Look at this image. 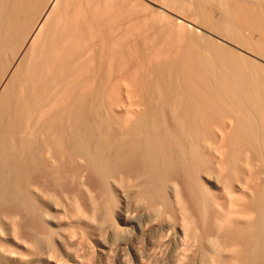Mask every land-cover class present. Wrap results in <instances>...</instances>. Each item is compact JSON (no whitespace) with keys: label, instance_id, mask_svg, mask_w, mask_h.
I'll return each instance as SVG.
<instances>
[{"label":"bare ground","instance_id":"1","mask_svg":"<svg viewBox=\"0 0 264 264\" xmlns=\"http://www.w3.org/2000/svg\"><path fill=\"white\" fill-rule=\"evenodd\" d=\"M161 248L264 264V0H0V264Z\"/></svg>","mask_w":264,"mask_h":264},{"label":"rangeland","instance_id":"2","mask_svg":"<svg viewBox=\"0 0 264 264\" xmlns=\"http://www.w3.org/2000/svg\"><path fill=\"white\" fill-rule=\"evenodd\" d=\"M69 167H71V168H69ZM74 167H75V168H74ZM76 168H77L76 165L72 167L71 164H70V165L67 164V169L69 170V172H70L69 174H70V175H71V174H74V173H72V172H75V173H76L77 171H79V172H78V176L80 175L79 177H82L81 175H83V173H86V172L80 173L79 168H77V169H76ZM75 169H76L77 171H75ZM73 170H74V171H73ZM88 173H89V172H88ZM76 174H77V173H76ZM86 174H87V173H86ZM89 174H90V173H89ZM89 174L87 175V177L89 176L88 178H86V176H84L85 174H84L83 176H84V178H86V179H89V178L92 179V180H91V183H92L93 178H92V175L90 176ZM72 176H74V175H72ZM78 176L75 177V180H73V181H76L77 178H78ZM79 179H81V178H78V180H79ZM90 179H89V181H90ZM69 180H70V178H69ZM82 180H84L85 182H87L85 179H83V177H82ZM89 181H88V183H90ZM91 183H90V185H91ZM74 184H75V185H73L72 188L75 187L74 189H75V191H76V184H77V181L74 182ZM72 188L70 189L71 191H73ZM75 191H74V192H75ZM71 193H72V192H71ZM79 193H80V192H79ZM77 194H78V193H77ZM80 194H81V193H80ZM80 194H79L78 196H80ZM78 196H77V199H78ZM79 199L82 201V199H81L80 197H79ZM79 199H78V200H79ZM80 200H79V201H80ZM208 211H210V210L208 209ZM191 213L194 214V216H195V217H193L192 214H191V216L193 217V221H194V218H195V221H197L198 219L201 218V217L199 218V217H198L195 213H193L192 211H191ZM208 215H209V212H208L207 216H208ZM210 215H212L211 212H210ZM189 216H190V215H189ZM191 216H190V217H191ZM196 216H197L198 218H197ZM192 217H191V219H192ZM209 218H211V216H210V217L208 216V219H207V220H210ZM196 219H197V220H196ZM201 219H202V218H201ZM201 219H200V220H201ZM212 219H213V217L211 218V221H210L209 223L213 222ZM200 220H199V221H200ZM207 220H206V221H207ZM195 221H194L193 223H195V225H196V222H195ZM201 221H202V222H201ZM201 221H200V222L202 223V225H204L203 220H201ZM197 222H198V221H197ZM200 222H198L197 225H198V224L201 225ZM205 224H207V222H206ZM195 225H193V226H195ZM197 225H196V226H197ZM200 225H199V226H200ZM204 226L207 227V225H204ZM210 226L212 227V224H209V227H210ZM197 227H198V226H197ZM197 227H196V228L193 227V228L197 229V231H198L199 229L202 230L201 228H202L203 226H202V227L200 226L199 229H198ZM211 227H210L209 229H211ZM209 229H208V227H207V228L205 229V231H206V230H209ZM203 231H204V227H203ZM208 232H209V231H208ZM208 232H207V231H206V232H203V234H204L205 236H203V234H201L202 236H199V235H198V236H199V237H206V236H208L209 234L206 235L205 233H208ZM201 233H202V232H201ZM211 233H212V232H211ZM198 234H200L199 231H198ZM220 234H221V233H220ZM221 235H223V234H221ZM221 235H220V236H221ZM219 238H220V237H219ZM219 238H218V239H219ZM221 238H222V236H221ZM221 238L219 239L220 242H221L222 240H225V239H222V240H221ZM199 239H200V238H199ZM203 239H204V238H203ZM227 241H228V239H227ZM231 241H232V240H231ZM231 241H228V243L230 244ZM198 243H199V242H198ZM222 243H223V244L225 243V245H226V244L228 245V243H226V242H224V241H223ZM92 247H93V248H92ZM92 249H94V246H91V254H92ZM162 249H165V248H161V251H160V252H162V253L159 252V250H160V249H159V250H157V251L155 252V254H154V256L157 254L156 256L158 257V260L156 259V258H157L156 256H155V259H156L157 261L154 259V256H153V257H148L147 259L149 260V262H151L152 259H153V260H155L156 262L159 261V262L161 263V260H159V259H162V258L164 257V255H165V253H163ZM165 251H167V250H164V252H165ZM91 254H90L89 256H92V257H90V258L88 259V264H97V263H98L97 260H96V259L93 257V255H91ZM161 254H162V256H161ZM163 254H164V255H163ZM159 256L162 257V258H160ZM229 256H230V254H228L226 257H229ZM125 257H126V258H125ZM145 259H146V258H144V261H145ZM150 259H151V260H150ZM148 260H146V262L143 261V263H141V264H146V263H148V264H152V263H153V262L149 263ZM155 261H154V263H156ZM132 263H133V262H132L131 258L129 257V255L126 254V255L124 256V260H123L122 257L120 256V254L118 253V251L116 250V251H114V252L108 257L107 260L104 261L103 264H132ZM154 263H153V264H154ZM47 264H49V263H47ZM50 264H51V263H50ZM133 264H134V263H133ZM156 264H159V263H156ZM161 264H162V263H161Z\"/></svg>","mask_w":264,"mask_h":264}]
</instances>
